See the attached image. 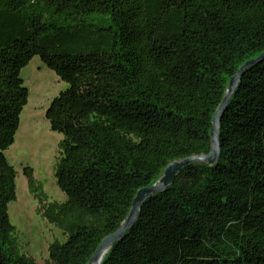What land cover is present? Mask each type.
Wrapping results in <instances>:
<instances>
[{
  "label": "trees",
  "instance_id": "trees-1",
  "mask_svg": "<svg viewBox=\"0 0 264 264\" xmlns=\"http://www.w3.org/2000/svg\"><path fill=\"white\" fill-rule=\"evenodd\" d=\"M263 52L264 0H0V264H37L14 238L17 173L5 155L32 58L67 85L45 111L62 135L54 177L66 197L38 198L64 238L46 264H88L138 190L209 153L229 80ZM219 127L216 164L188 165L147 199L101 264H264V60L244 72Z\"/></svg>",
  "mask_w": 264,
  "mask_h": 264
},
{
  "label": "rangeland",
  "instance_id": "rangeland-1",
  "mask_svg": "<svg viewBox=\"0 0 264 264\" xmlns=\"http://www.w3.org/2000/svg\"><path fill=\"white\" fill-rule=\"evenodd\" d=\"M28 101L21 116L14 143L5 152L16 171V200L8 205V216L14 226L19 250L37 264H46L48 247L64 240L62 233L41 215L38 198L44 203H63L65 195L56 185L54 171L59 158L62 135L50 131L45 111L51 100L67 85L49 70L38 57L32 58L20 72ZM23 168L31 169L35 193H31Z\"/></svg>",
  "mask_w": 264,
  "mask_h": 264
},
{
  "label": "water",
  "instance_id": "water-1",
  "mask_svg": "<svg viewBox=\"0 0 264 264\" xmlns=\"http://www.w3.org/2000/svg\"><path fill=\"white\" fill-rule=\"evenodd\" d=\"M263 60L264 52L259 57L244 63L238 69L236 74L229 80L222 102L220 103L215 114L212 117V125L210 129L211 146L209 153L206 155L194 156L169 163L163 170L162 175L154 184L138 190L132 201L130 210L125 220L121 223L120 227L114 233L108 235L101 241L92 258L89 260L88 264H101L103 258L111 249L112 245L120 241L123 238L125 232L132 228L138 217L142 204L152 195L156 193L160 194L166 191V189L172 183L173 178L181 170L185 169L192 163H204L210 166L216 164L220 155V144L218 136L221 117L228 106L231 96L233 95L235 89L238 87L244 72L249 68L256 66V64L260 63Z\"/></svg>",
  "mask_w": 264,
  "mask_h": 264
}]
</instances>
